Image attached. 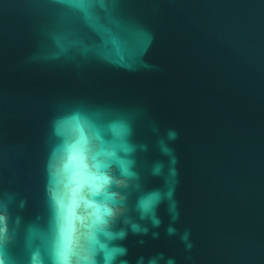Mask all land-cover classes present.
I'll return each mask as SVG.
<instances>
[{"label":"water","instance_id":"95a60500","mask_svg":"<svg viewBox=\"0 0 264 264\" xmlns=\"http://www.w3.org/2000/svg\"><path fill=\"white\" fill-rule=\"evenodd\" d=\"M0 264H264V0H0Z\"/></svg>","mask_w":264,"mask_h":264},{"label":"snow or ice","instance_id":"6c2138e0","mask_svg":"<svg viewBox=\"0 0 264 264\" xmlns=\"http://www.w3.org/2000/svg\"><path fill=\"white\" fill-rule=\"evenodd\" d=\"M66 244H67V241L65 240L64 242H62V247H64V246H66Z\"/></svg>","mask_w":264,"mask_h":264}]
</instances>
